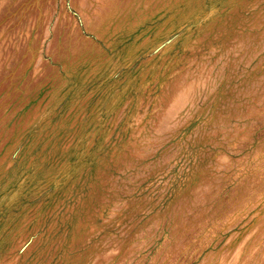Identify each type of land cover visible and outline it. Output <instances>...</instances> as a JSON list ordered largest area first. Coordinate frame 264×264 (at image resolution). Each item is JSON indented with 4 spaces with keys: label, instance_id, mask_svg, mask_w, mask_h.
I'll list each match as a JSON object with an SVG mask.
<instances>
[{
    "label": "rangeland",
    "instance_id": "1",
    "mask_svg": "<svg viewBox=\"0 0 264 264\" xmlns=\"http://www.w3.org/2000/svg\"><path fill=\"white\" fill-rule=\"evenodd\" d=\"M0 264H264V0H0Z\"/></svg>",
    "mask_w": 264,
    "mask_h": 264
}]
</instances>
